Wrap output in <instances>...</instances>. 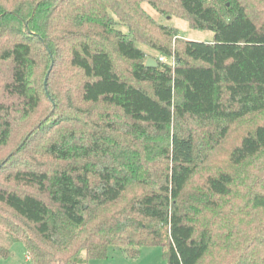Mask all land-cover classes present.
I'll use <instances>...</instances> for the list:
<instances>
[{"label":"trees","instance_id":"trees-1","mask_svg":"<svg viewBox=\"0 0 264 264\" xmlns=\"http://www.w3.org/2000/svg\"><path fill=\"white\" fill-rule=\"evenodd\" d=\"M143 3L213 39L178 38ZM138 42L173 62L146 66ZM263 112L264 0H0V255L159 245L167 264H264V122L223 151Z\"/></svg>","mask_w":264,"mask_h":264},{"label":"rangeland","instance_id":"rangeland-1","mask_svg":"<svg viewBox=\"0 0 264 264\" xmlns=\"http://www.w3.org/2000/svg\"><path fill=\"white\" fill-rule=\"evenodd\" d=\"M143 8L147 11V13L157 22L165 24L167 26H172L177 29L176 35L180 39H191L196 41H211L213 39V32L210 30H198L190 28L188 21L184 18H179L176 16H162L158 14L148 3L142 4ZM122 31H126L125 26H117ZM158 31L156 30V35L158 36ZM174 35L168 37H159V42L165 44H171L175 46ZM138 45L147 53L150 57H159L165 56L158 53L154 48H151L141 42H138ZM168 58V57H167ZM169 63L173 62L172 57L168 58ZM121 70V73L127 75L126 67L128 64L123 61H117ZM46 74V70L41 72L40 83L42 84L44 77ZM51 105L48 101H42L41 112H39L37 119L44 117L50 111ZM259 122H264V112L257 115L248 117L240 122H236L232 125V129L228 137L224 142L223 151H229L232 148V145L240 138V136L245 132L248 126ZM25 133L19 134L16 139L1 152V157H4L8 152L13 150L18 143L22 140ZM0 231L2 232V228L0 227ZM0 232V238H1ZM139 255L136 258H130L126 252L115 246H110L107 251V256L103 259H89L86 263L83 264H167V260L164 254L165 249L159 245H144L139 248ZM79 258H84V252H79ZM0 264H30V262L26 258V251L23 243L21 241H14L9 246V254L4 257L0 255Z\"/></svg>","mask_w":264,"mask_h":264},{"label":"water","instance_id":"water-1","mask_svg":"<svg viewBox=\"0 0 264 264\" xmlns=\"http://www.w3.org/2000/svg\"><path fill=\"white\" fill-rule=\"evenodd\" d=\"M146 66H156L157 65V61L151 57H148L146 59V63H145Z\"/></svg>","mask_w":264,"mask_h":264},{"label":"built area","instance_id":"built-area-1","mask_svg":"<svg viewBox=\"0 0 264 264\" xmlns=\"http://www.w3.org/2000/svg\"><path fill=\"white\" fill-rule=\"evenodd\" d=\"M158 60H159V61H162V62H169V61H168V58H167V57H164V56H159V57H158ZM26 258H27V260L29 261V257L26 256Z\"/></svg>","mask_w":264,"mask_h":264}]
</instances>
